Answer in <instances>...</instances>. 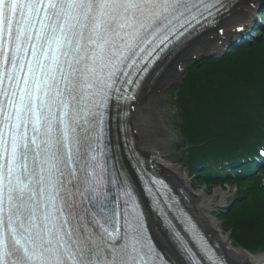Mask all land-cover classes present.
<instances>
[{"label":"snow or ice","instance_id":"snow-or-ice-1","mask_svg":"<svg viewBox=\"0 0 264 264\" xmlns=\"http://www.w3.org/2000/svg\"><path fill=\"white\" fill-rule=\"evenodd\" d=\"M235 7L0 0V264H227L144 168L129 115L145 80Z\"/></svg>","mask_w":264,"mask_h":264},{"label":"trees","instance_id":"trees-1","mask_svg":"<svg viewBox=\"0 0 264 264\" xmlns=\"http://www.w3.org/2000/svg\"><path fill=\"white\" fill-rule=\"evenodd\" d=\"M255 31L257 38L191 65L174 94L185 168L209 188L237 187L231 209L218 215L251 253L264 249V162L253 159L264 148V30Z\"/></svg>","mask_w":264,"mask_h":264},{"label":"bare ground","instance_id":"bare-ground-1","mask_svg":"<svg viewBox=\"0 0 264 264\" xmlns=\"http://www.w3.org/2000/svg\"><path fill=\"white\" fill-rule=\"evenodd\" d=\"M235 3L236 7L220 17L214 27L205 29L192 37L161 66L162 70L159 74L150 80L145 91L140 93L133 102L134 110L129 115L130 136L134 140L139 158L154 164L159 172L179 188L181 196L185 198V206L202 224L212 240L219 244L220 250L230 264H264V254L255 256V254L234 249L228 243V238L222 235L220 227L210 218L215 204L214 199L221 193H216L212 200L206 198L203 192L191 191L187 174L172 163L170 150L174 141L164 121L165 107L168 105L166 95L171 85L183 73L189 58L193 55L220 51V46L238 32L235 31L237 26L241 23L244 26L245 23H251L248 18L253 17L255 12L248 7L249 0H237ZM220 29H223V33ZM154 128L159 129L161 135L153 139L149 131ZM131 164H135V161H131ZM130 165L129 172L132 174Z\"/></svg>","mask_w":264,"mask_h":264},{"label":"rangeland","instance_id":"rangeland-1","mask_svg":"<svg viewBox=\"0 0 264 264\" xmlns=\"http://www.w3.org/2000/svg\"><path fill=\"white\" fill-rule=\"evenodd\" d=\"M257 12L255 11L253 17H249L248 21H251L252 18H258L257 17ZM246 21V22H248ZM259 19H255L254 22H251L249 24L245 23V26L248 28L245 32L238 34L234 37H230L227 41H225V43L223 44V49H220V51H218L220 54L222 51H224V49L226 50V47L229 45H233L235 42L240 41L241 38H244L245 34H249L250 32H252V27L254 25H256L258 23ZM246 37V36H245ZM228 48V47H227ZM193 56H197V55H193ZM190 57V56H189ZM191 58V57H190ZM189 64L186 65V67ZM171 73V72H170ZM180 78H178L175 82H177ZM150 83V81H147V84ZM147 84L144 86L142 92L145 91V88L147 86ZM175 89L176 88H172L170 90L169 93H167L166 95V100L168 101V105H166L165 107V115H164V121H165V125L168 128L169 132H171L172 134V139L174 141V145L172 146L170 153L172 154V163H174V166L180 167V170L183 173H186L187 176L189 177L190 180V189L191 191L194 192H203L204 195L206 196V198H213V196L216 193H221L220 195H216L215 199H214V206L212 208V213L210 214V218L212 219V221H214L219 227H220V231L222 233L223 236L228 238V243L230 245L233 244V242L237 241L235 240L236 238H232V232L228 231L230 228L228 227L226 222H223V219L221 218V216L218 215V212L220 210H227V209H231L232 205L229 206V200L230 198L236 193L237 191V187L230 185V184H225V185H219V186H215V187H207L206 185H201L199 184V182L194 179L193 177L190 176L189 171L185 168L184 165V161H183V151L184 149L182 148L181 142L179 140L178 137V130L176 128V123L178 121V115H177V108L175 107ZM141 92V93H142ZM149 133H151L152 138H157L158 135H161V132L159 129L154 128V130H150ZM213 200V199H212ZM235 246H232L234 249L237 250H243V247L239 244H237L235 242V244H233ZM244 251V250H243ZM246 252V251H245ZM253 254L259 255V254H264V249H260V250H255L252 252Z\"/></svg>","mask_w":264,"mask_h":264},{"label":"water","instance_id":"water-1","mask_svg":"<svg viewBox=\"0 0 264 264\" xmlns=\"http://www.w3.org/2000/svg\"><path fill=\"white\" fill-rule=\"evenodd\" d=\"M178 50H180V48H178L173 54H175ZM210 57H218V54L214 53V52H207V53L201 54L199 56H194V57L189 58V62H187V64H190V63L195 64V63L199 62L201 59H206V58H210ZM185 73H186V70L183 71V73L179 77L180 79L177 82H175L173 85H171L172 86L171 88H173V87L179 88L181 86V84L184 80V77H185Z\"/></svg>","mask_w":264,"mask_h":264}]
</instances>
